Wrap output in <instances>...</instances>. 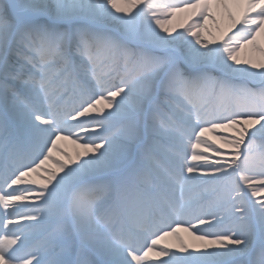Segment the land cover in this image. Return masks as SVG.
<instances>
[{"label": "snow or ice", "instance_id": "6c2138e0", "mask_svg": "<svg viewBox=\"0 0 264 264\" xmlns=\"http://www.w3.org/2000/svg\"><path fill=\"white\" fill-rule=\"evenodd\" d=\"M0 264H264V0H0Z\"/></svg>", "mask_w": 264, "mask_h": 264}, {"label": "bare ground", "instance_id": "6f19581e", "mask_svg": "<svg viewBox=\"0 0 264 264\" xmlns=\"http://www.w3.org/2000/svg\"><path fill=\"white\" fill-rule=\"evenodd\" d=\"M173 23H176L177 25L174 27L176 28L177 30H180V26L184 23H186L185 19L181 16H177L175 19H173L171 21V24L169 26H171ZM218 35V33H217ZM247 55V52L246 51H242L241 52V58H245V56ZM60 147L61 149L64 151V152H67L69 155L71 156H74L76 151L78 150L77 146L76 145H73L70 141H61L60 142ZM54 156L57 158V159H60V160H64L65 157L61 154V153H54ZM46 167L48 168H51V169H54L55 168V164L50 162L49 165H47ZM46 173L42 172L40 176H36L35 174L33 175V179L37 180L38 183H43V180H42V177L45 176ZM181 236L183 238H185L186 240H189L190 241V237H188L187 233H181ZM168 242H171V243H175V238L173 237H169L168 238Z\"/></svg>", "mask_w": 264, "mask_h": 264}, {"label": "rangeland", "instance_id": "374dc122", "mask_svg": "<svg viewBox=\"0 0 264 264\" xmlns=\"http://www.w3.org/2000/svg\"><path fill=\"white\" fill-rule=\"evenodd\" d=\"M176 25H177L176 23H173V24L171 25V27L174 28ZM222 131H223V130H218L217 133H215V134L209 133V134H207V137H208L209 139H214V140L216 141V144L219 146L222 142H221L219 139H217V137L222 133ZM221 150H222V151H225V152L231 151V150L228 149V148H222ZM198 151H199V150H198ZM211 158H215V157H211Z\"/></svg>", "mask_w": 264, "mask_h": 264}]
</instances>
